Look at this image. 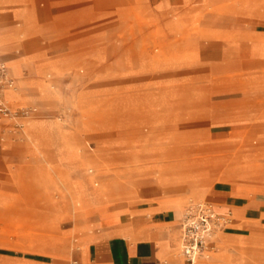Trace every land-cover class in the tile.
<instances>
[{
  "label": "rangeland",
  "instance_id": "374dc122",
  "mask_svg": "<svg viewBox=\"0 0 264 264\" xmlns=\"http://www.w3.org/2000/svg\"><path fill=\"white\" fill-rule=\"evenodd\" d=\"M17 1L0 29L31 32L0 34L14 81L2 91L9 114L0 115V198L9 202L0 205V254L29 256L45 235L34 213L63 193L28 152L26 137L48 151L52 144L31 135L28 122L60 128L64 161L77 156L73 144L84 157L100 155L85 169L116 184L99 185L106 201H125L155 172L172 184L208 174L219 181L224 165L264 177V36L234 48L231 37L205 30L206 15L219 10L208 11L209 0ZM260 3L236 0L233 12L245 16ZM257 15L264 20L263 9ZM20 58L21 70L12 61ZM52 169L76 198L66 172ZM8 171L14 183L6 185ZM61 223L64 243H75L73 222Z\"/></svg>",
  "mask_w": 264,
  "mask_h": 264
},
{
  "label": "crops",
  "instance_id": "0c3cea01",
  "mask_svg": "<svg viewBox=\"0 0 264 264\" xmlns=\"http://www.w3.org/2000/svg\"><path fill=\"white\" fill-rule=\"evenodd\" d=\"M235 1L209 0L208 11L209 8L219 10L207 14L202 26L205 30L231 37L234 48L240 45V38L252 42L256 35L264 36V20L257 15L260 9L264 10V0L255 10H248L245 16L234 14ZM16 2L19 1L3 2L0 18L5 20L7 15L11 16L8 9ZM17 15L18 11L13 13L16 18ZM30 32L26 26L13 31L0 29V34L11 33L12 39L28 38ZM224 45L229 47L230 44ZM3 47L1 45L0 49ZM12 61L21 70L23 59ZM14 79L21 85L25 83L19 77ZM12 99L16 106L17 100ZM28 123L31 135L36 139L37 135H43L52 143L48 151L46 145L32 143L26 137L28 152L47 167L51 179L47 185L59 183L63 193L61 201L50 202L34 213L37 217L35 226L43 229L45 234L40 237L43 242L30 250L29 256L0 254V264H183L180 253L182 214L184 208L197 201L210 203L218 213H228L230 217L227 226L215 236L210 257L199 259L198 264H264V177L244 169L229 170L224 165L219 181L217 175L211 177L213 174L190 176L175 182L173 190L165 191L153 177L131 186L125 201L117 203L116 196L114 201H106L100 199L99 185L116 184L97 181L95 175L89 174L92 171L85 169L100 155L84 157L73 144L77 156L64 161V133L60 128ZM59 151L62 155L58 158L55 154ZM53 166H60L61 172H66L76 198ZM76 171L81 173L80 180L74 176ZM8 174L10 176L3 184L14 183L9 171ZM3 202L8 201L0 198V205ZM63 221L73 222L67 234L77 237L75 243H64V229L58 234L57 228Z\"/></svg>",
  "mask_w": 264,
  "mask_h": 264
},
{
  "label": "built area",
  "instance_id": "2783aa9c",
  "mask_svg": "<svg viewBox=\"0 0 264 264\" xmlns=\"http://www.w3.org/2000/svg\"><path fill=\"white\" fill-rule=\"evenodd\" d=\"M14 84L8 74V67L0 60V115L7 117L2 91ZM182 237L180 253L183 264H198L199 259H207L214 250L213 241L229 223V214L218 213L212 204L198 202L188 205L182 214Z\"/></svg>",
  "mask_w": 264,
  "mask_h": 264
},
{
  "label": "bare ground",
  "instance_id": "6f19581e",
  "mask_svg": "<svg viewBox=\"0 0 264 264\" xmlns=\"http://www.w3.org/2000/svg\"><path fill=\"white\" fill-rule=\"evenodd\" d=\"M251 46H252V48L254 49V51L257 50L256 45L251 44ZM6 65H7V63H6ZM7 66H8V65H7ZM8 74H9V76L11 75V74H10V71H9V68H8ZM12 87H13V86H12ZM12 87H10V88H12ZM7 89H9V88H7ZM154 177H155L156 181H157L159 184H161V186L164 188L165 191H166V190H170V189L172 190L174 184H172L169 180H167V178L165 177V175H164L163 173H160V174L157 175V173L155 172Z\"/></svg>",
  "mask_w": 264,
  "mask_h": 264
}]
</instances>
